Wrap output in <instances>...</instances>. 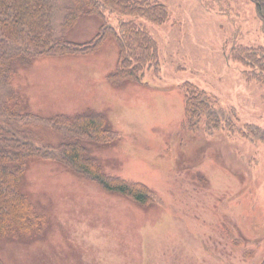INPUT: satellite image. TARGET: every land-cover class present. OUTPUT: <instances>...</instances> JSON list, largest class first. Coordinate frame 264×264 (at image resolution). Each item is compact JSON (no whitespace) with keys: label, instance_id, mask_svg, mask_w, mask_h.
<instances>
[{"label":"rangeland","instance_id":"1","mask_svg":"<svg viewBox=\"0 0 264 264\" xmlns=\"http://www.w3.org/2000/svg\"><path fill=\"white\" fill-rule=\"evenodd\" d=\"M169 20L135 21L160 48V70L115 87L119 47L108 39L91 55L15 64L19 109L43 118L103 115L110 143L87 144L104 172L144 184L140 205L75 173L62 157L32 160L20 184L42 226L0 239L3 264H264V140L239 129H264V82L232 58L236 47L264 46V26L248 0H150ZM99 17H83L70 42L92 40ZM232 111L233 126L184 132V85ZM52 145L63 138L44 131Z\"/></svg>","mask_w":264,"mask_h":264},{"label":"trees","instance_id":"2","mask_svg":"<svg viewBox=\"0 0 264 264\" xmlns=\"http://www.w3.org/2000/svg\"><path fill=\"white\" fill-rule=\"evenodd\" d=\"M255 5L264 26V0H248ZM108 14L144 19L154 25L169 20L165 5L150 0H0V239L22 232L29 234L42 226L20 184L32 160L62 157L77 174L99 184L108 193L127 197L140 205L153 202L144 184L108 175L90 158L87 144H106L115 139L103 115L84 114L74 118H43L19 109L21 94L13 85L15 64H30L33 59L67 55H91L108 39L119 47L117 68L108 77L112 86L127 82L142 83L147 70H160V48L151 33L135 21L113 25ZM85 16L99 17L102 25L87 43L70 42L67 34ZM234 60L248 69L249 79L264 82V46L236 47ZM185 91L184 132L209 131L223 124L233 126L232 111L219 106L213 96L187 83ZM62 136L54 146L44 131ZM246 138L264 140V129L246 126L239 129ZM0 264L3 262L0 260Z\"/></svg>","mask_w":264,"mask_h":264}]
</instances>
